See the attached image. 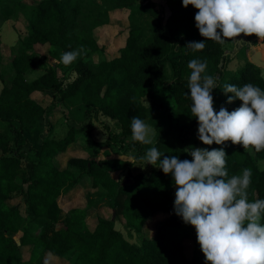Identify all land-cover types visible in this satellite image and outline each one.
<instances>
[{"label":"trees","instance_id":"16d2710c","mask_svg":"<svg viewBox=\"0 0 264 264\" xmlns=\"http://www.w3.org/2000/svg\"><path fill=\"white\" fill-rule=\"evenodd\" d=\"M99 2L37 0L27 4L23 0H0V32L4 23L20 13L26 22L25 35L11 49L12 77L3 82L0 76V264H49L48 257L68 264H205L195 229L173 212L171 174L165 175L155 167L158 165L144 164L146 173L132 174L129 168L133 163L126 161L122 165L128 167L127 181L121 183L111 176L119 169L118 160H96L102 147L111 150V146L85 142L81 137H89L94 130L92 120L102 115L119 126V134H111L113 144L124 146L125 152L136 151L137 162L143 163L139 157L153 146L182 160L191 159L186 153L189 146L209 150L222 147L228 156L229 176L250 168L249 200L264 199V171L257 167L258 161H264V151L251 155L231 141L203 145L197 139L198 124L191 117V102L185 97L191 71L187 64L193 58L207 59V74L219 77L218 88L211 93L216 111L224 106L231 112L241 104L239 100L226 103L227 96L221 90L226 83H253L264 89L260 69L246 61L236 72L228 71L231 57L223 45L211 40H206L201 51L184 48L188 42L205 38L195 27L198 10L191 5L182 7V0H163L169 11L165 22L153 0ZM136 9L150 26L130 22L124 47L110 58L99 47L94 31L109 23L110 12L128 11L131 18ZM52 49L59 53L57 62L27 81L26 76L47 60ZM75 49H82V55L64 65L62 53ZM166 65L171 72L169 83ZM58 71H68L74 78L65 82ZM159 91H164L172 103L160 99ZM37 95L49 96L51 102L46 105L35 98ZM144 99L149 100V107L143 105ZM59 106L75 114L66 135L57 139L51 137L52 126L46 119ZM150 110L165 113L164 124L155 128V144L130 143L132 118L149 123ZM44 127L47 133H39L38 143L27 137V133ZM72 146L80 152L69 153ZM84 180L101 193L99 208L111 210L110 219L99 216V209L92 205L62 214L60 197L83 188ZM16 199L23 200L24 215L19 205H9ZM92 210L96 222L89 226L87 218ZM160 216L164 220L148 236L152 219ZM117 219L130 236L136 235L137 244L115 229ZM185 242L192 243L189 259Z\"/></svg>","mask_w":264,"mask_h":264},{"label":"clouds","instance_id":"9594fccd","mask_svg":"<svg viewBox=\"0 0 264 264\" xmlns=\"http://www.w3.org/2000/svg\"><path fill=\"white\" fill-rule=\"evenodd\" d=\"M189 5L198 10L195 27L205 38L184 46L192 52L203 50L206 40L223 45L241 34L264 40V0H182V7ZM82 51L62 53L61 62L72 64ZM207 65V59L200 58L187 64L191 71L185 97L198 124L197 139L207 146L231 141L251 155L264 151V89L253 83H226L221 89L226 103L239 100L241 104L231 112L224 106L216 111L211 93L218 88L219 77L207 74ZM130 129V143L155 144L158 133L145 120L133 117ZM186 153L190 160L165 155L153 146L139 159L144 166L158 165L155 167L165 175L171 174L173 212L195 229L205 264H264V199L249 200L252 170L244 168L229 176L228 156L222 147L189 146ZM258 166L264 171V161H258Z\"/></svg>","mask_w":264,"mask_h":264},{"label":"rangeland","instance_id":"374dc122","mask_svg":"<svg viewBox=\"0 0 264 264\" xmlns=\"http://www.w3.org/2000/svg\"><path fill=\"white\" fill-rule=\"evenodd\" d=\"M27 4H34L37 0H23ZM98 3L99 0H94ZM156 4V9L160 12L161 18L163 22L167 19L169 16V11L164 5L163 0H153ZM129 12L123 11V10H115L110 12V20L107 25H104L101 28H97L94 31V36L97 39L99 47L103 48L104 53L111 57H115L118 55L119 49L123 48L125 45V41L128 35V28L130 22L132 23H140L145 28L150 26V23H148L147 18H143V16L140 19V14L138 12V9L132 12L131 18H129ZM141 26V27H142ZM26 32V22L24 20V17L19 14L16 19L10 20L2 25L1 32H0V76H3V82H9L12 77V71L10 68V63L12 60V48H14L17 45V42L20 38H22L25 35ZM243 40L245 44H241L239 41ZM223 50L225 54L229 55L232 59V61L229 62L227 66V70L230 72H236L244 62H251V58L255 57L256 55L260 56V62L264 63V46H263V40H259L258 38H247L243 34L236 37L235 40H226V42L223 44ZM59 53L52 49L48 53L47 60L43 62H39L36 66V69L29 73L26 76L27 81H32L35 78L39 77L42 74V71L50 65L55 64L58 60ZM262 78L264 79V68H259ZM58 76L65 80V82L68 81L67 78H69V81L74 78V74L66 71L61 72L58 71ZM165 79L166 82L169 83L171 80V72L169 66L166 65L165 69ZM3 82L0 80V91L3 87ZM159 97L160 99L165 100L168 103H172L171 100L168 98V95L164 91H159ZM37 100L43 102L44 104L48 105L51 102V97L49 96H36ZM143 105L146 107H149L150 102L148 99H144L142 101ZM70 112V111H69ZM67 111H63V109L59 106L57 107L54 112L50 115H48L46 121L51 123L52 126V132L51 137L53 138H61L66 135L68 131V125L70 123V120H73V115ZM71 114V116H70ZM164 115L163 112H158L155 110H150L149 113V124L156 128L158 126H161L164 124ZM67 117V118H66ZM93 128L94 130L91 132V134L88 136L82 135V140L85 142H98V143H108L111 146V150L106 147H102L99 151V154L96 158V160H103V159H116L119 161V169L112 173L111 176L118 180L119 182L123 183L127 181V172L128 167L122 165V163L128 161L130 158L134 157L136 154V151H124V146H116L113 144V140H111V134H119L120 129L119 126L112 120L102 116L98 115L96 119L92 120ZM72 126L77 127L76 124H72ZM47 127H44L43 130L39 131H33L27 133V137L33 143H38V138L42 135H46L47 133ZM40 133V134H39ZM83 141V142H84ZM72 152H80V149L76 146H72L69 149V153ZM257 167L260 169V166ZM129 171H131L132 174H136L139 172L146 173L147 170L144 168L143 163L137 162L136 160L133 162V165L131 168H129ZM83 188H77L73 190L72 192L63 195L60 197V207L62 209V214L66 213L68 210L73 208H86L87 205H92L94 209L98 210V215L102 216L104 218L110 219L111 218V210L109 209H100V203L102 199L101 193H99L96 190H93L88 181L84 180ZM175 193V188H174ZM175 198V197H174ZM9 205H19L20 211L22 215L25 214V207L23 205L22 199H16L9 202ZM164 217L160 216L156 219H152V223L149 225L147 229V235H152L159 224V222L163 221ZM96 222V216L94 214V210L89 212V217L87 218V224L89 226L93 225ZM115 229L119 231L124 239L129 241L132 244H137V238L134 233H131V236L128 234L129 232L123 228V225L121 223V220L117 219L115 221ZM184 248L186 252V256L189 259L191 257L192 252V243L191 242H185ZM46 261L49 264H68L64 262L63 260L54 259L52 257H48Z\"/></svg>","mask_w":264,"mask_h":264},{"label":"water","instance_id":"95a60500","mask_svg":"<svg viewBox=\"0 0 264 264\" xmlns=\"http://www.w3.org/2000/svg\"><path fill=\"white\" fill-rule=\"evenodd\" d=\"M259 56L256 55L255 57H252L251 58V64H253L254 66L258 67V68H264V63H261L259 60H258ZM115 213H113V216H114Z\"/></svg>","mask_w":264,"mask_h":264},{"label":"bare ground","instance_id":"6f19581e","mask_svg":"<svg viewBox=\"0 0 264 264\" xmlns=\"http://www.w3.org/2000/svg\"><path fill=\"white\" fill-rule=\"evenodd\" d=\"M258 60L260 61V56H259Z\"/></svg>","mask_w":264,"mask_h":264}]
</instances>
